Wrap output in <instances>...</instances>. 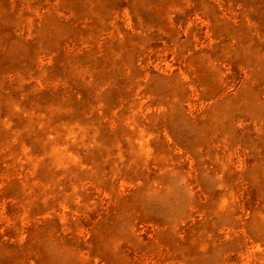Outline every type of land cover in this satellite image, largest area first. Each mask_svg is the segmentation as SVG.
I'll return each instance as SVG.
<instances>
[{"label":"rangeland","instance_id":"374dc122","mask_svg":"<svg viewBox=\"0 0 264 264\" xmlns=\"http://www.w3.org/2000/svg\"><path fill=\"white\" fill-rule=\"evenodd\" d=\"M0 264H264V0H0Z\"/></svg>","mask_w":264,"mask_h":264}]
</instances>
